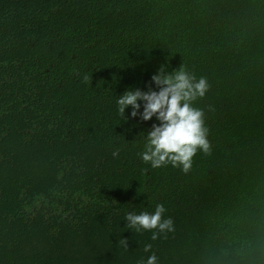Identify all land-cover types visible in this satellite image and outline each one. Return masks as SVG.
<instances>
[{
	"label": "trees",
	"instance_id": "1",
	"mask_svg": "<svg viewBox=\"0 0 264 264\" xmlns=\"http://www.w3.org/2000/svg\"><path fill=\"white\" fill-rule=\"evenodd\" d=\"M182 67L210 85L187 174L145 163L157 121L116 103ZM157 204L174 231L128 226ZM153 254L264 264V0H0V264Z\"/></svg>",
	"mask_w": 264,
	"mask_h": 264
},
{
	"label": "clouds",
	"instance_id": "2",
	"mask_svg": "<svg viewBox=\"0 0 264 264\" xmlns=\"http://www.w3.org/2000/svg\"><path fill=\"white\" fill-rule=\"evenodd\" d=\"M209 87L206 78L197 79L182 67L172 73L159 71L152 75L148 90L129 88L117 98L118 112L124 120L139 118L148 122L155 117L157 121L145 135L144 151L140 153L145 163H150L152 168L170 164L187 174L198 152H211L204 111L193 106L195 101L205 97ZM128 109H131L130 115L126 116ZM118 154V151L113 153ZM166 211L163 204H157L154 212L137 214L133 211L127 213L125 219L128 226L137 231L158 230L153 231L155 240L159 233L175 230L173 220L164 218ZM150 250L151 245H146L145 251ZM147 264H157L155 254L148 258Z\"/></svg>",
	"mask_w": 264,
	"mask_h": 264
}]
</instances>
